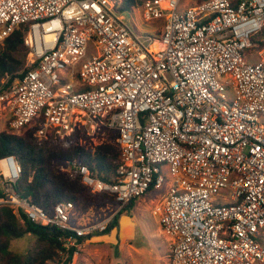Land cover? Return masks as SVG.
<instances>
[{
	"label": "built area",
	"instance_id": "obj_1",
	"mask_svg": "<svg viewBox=\"0 0 264 264\" xmlns=\"http://www.w3.org/2000/svg\"><path fill=\"white\" fill-rule=\"evenodd\" d=\"M181 1H142V19L162 21L146 42L108 0H0V47L27 24L32 66L0 91V106L14 133L34 125L39 140L87 122L115 131V182L66 164L120 207L166 182L152 213L170 240L169 264H264L255 241L264 236V47L253 50L264 0ZM20 175L14 156L0 158V206L73 232L58 236L66 255L76 236L106 229L109 217L69 224L72 201L33 204L16 191Z\"/></svg>",
	"mask_w": 264,
	"mask_h": 264
},
{
	"label": "trees",
	"instance_id": "obj_2",
	"mask_svg": "<svg viewBox=\"0 0 264 264\" xmlns=\"http://www.w3.org/2000/svg\"><path fill=\"white\" fill-rule=\"evenodd\" d=\"M137 0H121L119 10H133ZM117 8V7H116ZM27 24H22L3 41L0 47V91L10 87L20 80L24 73L32 66H27V47L23 43V35ZM264 37V28L260 31ZM253 41L259 50L264 46V39ZM36 127L30 125L19 133H14L10 127L0 132V158L12 155L21 166V175L16 184V191L23 197L49 210L59 201L78 202L91 193L81 182V176L75 169L62 172L57 169L58 160L72 162L86 166L91 174L106 182H115L116 171L121 162L119 147L116 143L102 142L92 150L61 141L58 138L39 140L35 137ZM152 185L148 191L151 190ZM97 195V194H89ZM103 197L114 198L106 193ZM111 196V197H109ZM1 197V193H0ZM137 198L131 199L123 205L110 219L106 229L85 236H76L77 242L94 235L109 234L118 228L121 216H130ZM69 230H62L55 226H47L31 221L25 213L16 217L7 206H0V264H46L56 260L59 264H70L75 247L69 249L68 255L58 240L59 235H69ZM27 234L35 237V245L26 253H15L11 250V241L20 239ZM65 259H62L63 255Z\"/></svg>",
	"mask_w": 264,
	"mask_h": 264
},
{
	"label": "rangeland",
	"instance_id": "obj_3",
	"mask_svg": "<svg viewBox=\"0 0 264 264\" xmlns=\"http://www.w3.org/2000/svg\"><path fill=\"white\" fill-rule=\"evenodd\" d=\"M108 1L117 7L115 10L119 18L130 25L146 42L148 41L147 36H154L155 29L157 33L161 30V20L145 22L142 19L141 5L143 0H137L133 10H119L121 0ZM195 2L196 0H182L180 9L191 6ZM263 39L261 32L255 35V40L263 41ZM93 53H95V50L90 42L85 60L89 59ZM245 54L248 55V61H257V56L250 55V53ZM8 127V116L0 106V132L8 129ZM115 135V131L103 127L100 123L96 126V123L87 122L81 124L80 128H77L69 137L59 140L70 141L73 144L92 150L102 142L115 143ZM66 163V161L58 160L56 162L57 169L62 172H69L70 168ZM160 168L162 174H165L164 165H160ZM166 188L165 182L161 187L152 188L138 197L133 209L130 211V216L120 217L118 228L112 229L109 234L94 235L79 243L70 264H169L170 240L162 232L158 217L152 213L154 206L165 195ZM89 194L91 193H88L84 199L74 203L69 224L96 223L107 217H112L121 208L115 198ZM220 194L225 196L226 192L221 191ZM125 217L129 219H124ZM255 241L264 247L263 235L258 234ZM34 245L35 237L27 234L20 239L11 241L10 248L15 253L24 254L31 250ZM65 258L66 255L64 254L62 259ZM46 264L59 263L52 260Z\"/></svg>",
	"mask_w": 264,
	"mask_h": 264
},
{
	"label": "crops",
	"instance_id": "obj_4",
	"mask_svg": "<svg viewBox=\"0 0 264 264\" xmlns=\"http://www.w3.org/2000/svg\"><path fill=\"white\" fill-rule=\"evenodd\" d=\"M162 199H163V197H162ZM162 199L159 201V202H161L162 201ZM159 202L157 203V204H159ZM156 206V205H155ZM73 213V212H72ZM154 215V214H153ZM157 216V215H156ZM122 217H124V216H121V218ZM158 217V216H157ZM108 218V217H107ZM109 218H111V217H109ZM106 219V218H105ZM104 220V219H103ZM101 221V220H100ZM76 222H78V221H76ZM99 222V221H98ZM79 223V222H78ZM97 223V222H96ZM91 224H93V223H91ZM85 225H89V224H83V225H81V224H76V225H73V226H78V227H81V226H85Z\"/></svg>",
	"mask_w": 264,
	"mask_h": 264
},
{
	"label": "bare ground",
	"instance_id": "obj_5",
	"mask_svg": "<svg viewBox=\"0 0 264 264\" xmlns=\"http://www.w3.org/2000/svg\"><path fill=\"white\" fill-rule=\"evenodd\" d=\"M124 219H129V218L125 217Z\"/></svg>",
	"mask_w": 264,
	"mask_h": 264
}]
</instances>
